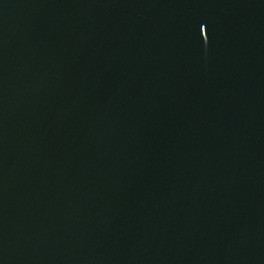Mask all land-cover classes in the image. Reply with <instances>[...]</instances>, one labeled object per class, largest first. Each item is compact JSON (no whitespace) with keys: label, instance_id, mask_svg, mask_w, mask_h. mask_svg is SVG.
<instances>
[{"label":"water","instance_id":"1","mask_svg":"<svg viewBox=\"0 0 264 264\" xmlns=\"http://www.w3.org/2000/svg\"><path fill=\"white\" fill-rule=\"evenodd\" d=\"M0 264H264V0H0Z\"/></svg>","mask_w":264,"mask_h":264}]
</instances>
